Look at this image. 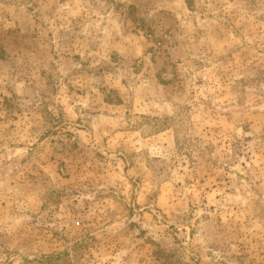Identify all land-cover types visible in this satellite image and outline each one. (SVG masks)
Instances as JSON below:
<instances>
[{
  "label": "rangeland",
  "instance_id": "1",
  "mask_svg": "<svg viewBox=\"0 0 264 264\" xmlns=\"http://www.w3.org/2000/svg\"><path fill=\"white\" fill-rule=\"evenodd\" d=\"M0 264H264V0H0Z\"/></svg>",
  "mask_w": 264,
  "mask_h": 264
}]
</instances>
